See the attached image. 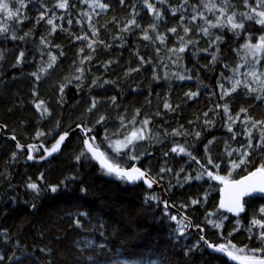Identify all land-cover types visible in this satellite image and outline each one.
Wrapping results in <instances>:
<instances>
[{"label": "trees", "instance_id": "1", "mask_svg": "<svg viewBox=\"0 0 264 264\" xmlns=\"http://www.w3.org/2000/svg\"><path fill=\"white\" fill-rule=\"evenodd\" d=\"M63 2L23 0L6 21L0 10L3 134L40 157L82 124L108 161L140 165L162 184L197 231L159 190L98 163L78 131L37 162L0 134V264H235L202 232L238 256L264 257V198L245 196L230 214L219 180L234 147L249 151L234 178L264 167V93L235 82L259 64L252 47L264 54V0ZM131 132L142 135L138 157L124 151L117 162L109 142Z\"/></svg>", "mask_w": 264, "mask_h": 264}, {"label": "water", "instance_id": "2", "mask_svg": "<svg viewBox=\"0 0 264 264\" xmlns=\"http://www.w3.org/2000/svg\"><path fill=\"white\" fill-rule=\"evenodd\" d=\"M5 128H6V125L0 123V133L1 134L4 132ZM74 131H78L82 134V136L84 138V144H85L87 150L95 158V160L98 163H100L104 168H106L108 170H109V168L119 169L121 172L129 173L132 175H138L137 172H133L134 169L139 170V172H143L144 173L143 176L139 177L138 179L130 180V181L131 182H142L149 191L159 190L166 198L164 201L165 207L171 209L172 211H174L175 213L180 215V217L183 220L188 221L191 230L195 229L192 218H190L184 211L180 210L179 208H177L176 206H174L172 204L171 199L168 196V194H167V192L164 189V186L162 184H160L148 171H146L140 165L135 164V165H132L130 167H121V166L115 165V164L111 163L110 161H108L102 155L101 150L94 145V143L92 142V140L88 134V130L82 124H78L76 127L72 128L68 131L62 132L58 136L57 140L53 144H51L50 146L43 145L44 154L40 157H36L34 155L33 145L22 144L16 138V136L14 134H8L7 137L14 140L16 145H20L21 147H18L19 149L28 150V160L29 161L37 162V161H44V160L49 159L53 156H58L60 154L63 146L69 140V138L72 136V133ZM61 137H63V140H61ZM54 147H55V151H53ZM29 156H31L32 159H29ZM258 169H261V168L260 167L254 168L251 171H249L247 174H244L243 176L236 178V179H233V180L224 181L223 179H219L220 182L222 183L220 204H221V207L223 210H225L226 212H228L230 214H237V212L229 211L228 206H231L238 188H244L245 186L253 185L257 181H259L262 174L257 171ZM111 172H114L117 174V172H115V171H111ZM252 173H257V175L252 176L251 175ZM246 177L248 179H245ZM238 181L242 182V183L237 185L236 182H238ZM245 196H258V197L264 198V193H262L258 190L254 191V192H250V193H245L244 195L240 196V204L242 206H243ZM222 205H225V206H222ZM202 238L205 240L204 242H205L207 248L211 252H216V253L222 254V255L226 256L229 261H231L235 264H259L260 261H264V257L254 258V257L238 256L235 253L231 252L230 250L226 249L225 247H224V249H225L224 251H220V250H218L221 247L220 245H216V244L210 242L207 238H205L204 235H202ZM229 253H231V255H229Z\"/></svg>", "mask_w": 264, "mask_h": 264}, {"label": "rangeland", "instance_id": "3", "mask_svg": "<svg viewBox=\"0 0 264 264\" xmlns=\"http://www.w3.org/2000/svg\"><path fill=\"white\" fill-rule=\"evenodd\" d=\"M15 1L17 3L12 6V9L8 7L7 11L1 10L2 21H6L12 17V15L11 16L8 15V12H11L12 14L19 13V7L23 3V0H15ZM0 3H6L8 6V0H0ZM216 11L219 13H221L222 11L221 10L219 11L218 9H214L213 11L214 16L215 18H218V14H215ZM4 25H6V23H4ZM251 49L254 54L252 55L250 63L255 64L258 61L259 64L255 66L252 65L250 67V70H248V66H247L248 64H247L246 70L244 72H242V70L238 72L235 82L237 84L239 83L246 84L245 86H248L249 88H253L259 93H264V64L262 66L260 64V61L262 59V56H264V54H262L261 52V47L259 48V50H257L256 47H252ZM133 134H135V136ZM140 139H142V135L138 134L137 132H131L129 134H126V136L122 138L111 139V141L109 142V149H107L106 151L117 162L119 156L122 155L124 151H127L129 153V157H131L132 159H136L138 156L136 154L134 155L132 150L138 145L139 143L138 141ZM229 156L231 157L230 167H228L223 174L221 173V176L224 181L236 179L233 176L241 169L242 166H244V163L248 160L249 151L246 146L234 147L230 149ZM241 161H243V163H241ZM234 165H238V166L234 167ZM208 175L198 174L197 177L200 179H204V177H209ZM211 218H212L211 219L212 223L216 224L217 226L218 225L221 226L224 220L223 219L224 217L217 213H213ZM183 224L186 226L184 222ZM259 225L261 226L263 224L260 223ZM83 243L84 241L81 242L80 245L83 246ZM85 243H87V241Z\"/></svg>", "mask_w": 264, "mask_h": 264}, {"label": "snow or ice", "instance_id": "4", "mask_svg": "<svg viewBox=\"0 0 264 264\" xmlns=\"http://www.w3.org/2000/svg\"><path fill=\"white\" fill-rule=\"evenodd\" d=\"M66 6H67V0H64L63 3L59 4V7H61V8H64ZM98 6L102 7V8L103 7H107V5H103V4H99ZM7 8H8V6H7L6 3H0V10L7 11ZM8 15L11 16L13 14L11 12H8ZM260 15L264 16V12H261ZM193 18H195V17H193ZM259 22L261 24H264V19H261ZM48 23L52 24V20H49ZM130 23H134V21H130ZM228 23L231 24L233 29H236V28H239V27L243 26L242 24L234 23L232 17H228ZM173 31H175V30L173 29ZM262 41H264V38H262ZM254 47H256L257 50H259L260 45H256ZM181 51H183V49H181ZM21 55H23V54H21ZM41 103H43V102H41ZM37 107L39 108L40 105H37ZM165 107H168V105H165ZM45 111H46V109H45ZM133 135L135 136V134H133ZM61 140H63V137H61ZM17 147H21V146L17 145ZM179 150L181 152L184 151L183 148H181ZM53 151H55V147L53 148ZM173 151H176V149H173ZM29 159H32V157L29 156ZM241 163H243V161H241ZM236 166H238V165H234V167H236ZM109 171H115V172H117V174L126 177L128 180H135V179H138L139 177L144 175L143 172H139V170H137V169H134L133 172H137L138 175H132V174H129V173L121 172L119 169H113V168H109ZM257 171L262 174L260 179H259V181H257L253 185H248V186H245L244 188H238L237 191H236V194L234 196V199H233V202H232L231 206H228V210L229 211L237 212V213L243 211V207L240 204V196L244 195L245 193H250V192L257 191V190L262 192V193H264V167H262L261 169H258ZM209 175H211V173H209ZM251 175L252 176H256L257 173H252ZM216 178H218V177H216ZM245 179H248V178L246 177ZM236 183H237V185H239L242 182L238 181ZM27 186L30 189L37 190V185L35 183H30ZM55 190H56L55 188L52 189V191H55ZM222 206H225V205H222ZM218 250L224 251L225 249H224L223 246H221ZM229 255H231V253H229ZM259 264H264V261H260Z\"/></svg>", "mask_w": 264, "mask_h": 264}, {"label": "bare ground", "instance_id": "5", "mask_svg": "<svg viewBox=\"0 0 264 264\" xmlns=\"http://www.w3.org/2000/svg\"><path fill=\"white\" fill-rule=\"evenodd\" d=\"M1 134V133H0ZM3 137H5V138H8L7 137V135H4L3 133L1 134ZM58 138V137H57ZM247 174V173H246ZM233 180V179H232ZM222 184V183H221ZM191 218V217H190ZM183 220V219H182ZM193 220V219H192ZM183 221H185V220H183ZM186 222H188V221H186ZM189 223V222H188ZM193 224H194V221H193ZM194 226H195V224H194ZM189 230L190 231H194V232H196L197 231V226H195V229L194 230H191L190 229V225H189ZM204 235V234H203ZM206 238V237H205ZM201 239L203 240V241H205L203 238H202V235H201ZM259 258H262V257H259Z\"/></svg>", "mask_w": 264, "mask_h": 264}, {"label": "flooded vegetation", "instance_id": "6", "mask_svg": "<svg viewBox=\"0 0 264 264\" xmlns=\"http://www.w3.org/2000/svg\"><path fill=\"white\" fill-rule=\"evenodd\" d=\"M202 234H203V232H202ZM202 234H200V238H201V235H202ZM197 235H198V234H197ZM203 242H204V241H203Z\"/></svg>", "mask_w": 264, "mask_h": 264}]
</instances>
